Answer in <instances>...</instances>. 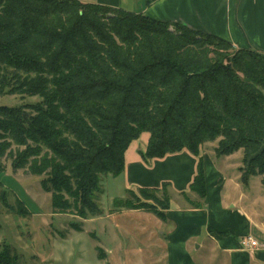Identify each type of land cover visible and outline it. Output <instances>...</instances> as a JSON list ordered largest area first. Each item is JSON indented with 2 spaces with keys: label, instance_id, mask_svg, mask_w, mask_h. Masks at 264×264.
Wrapping results in <instances>:
<instances>
[{
  "label": "trees",
  "instance_id": "trees-1",
  "mask_svg": "<svg viewBox=\"0 0 264 264\" xmlns=\"http://www.w3.org/2000/svg\"><path fill=\"white\" fill-rule=\"evenodd\" d=\"M228 49L216 36L106 5L0 0V88L40 98L0 105V160L43 175L51 207L81 218L101 212L99 175L118 176L143 132L145 160L183 149L197 156L220 138L217 155L242 150L246 183L264 174V54ZM168 186L138 188L144 203L127 190L134 199L113 206L164 220ZM189 190L205 195L200 159ZM0 264H19L10 244L0 246Z\"/></svg>",
  "mask_w": 264,
  "mask_h": 264
},
{
  "label": "crops",
  "instance_id": "crops-1",
  "mask_svg": "<svg viewBox=\"0 0 264 264\" xmlns=\"http://www.w3.org/2000/svg\"><path fill=\"white\" fill-rule=\"evenodd\" d=\"M77 1L179 23L223 39L234 48L264 54V0ZM148 137L143 132L131 141L118 176L124 191L169 184V204L162 210L165 219H160L163 229L158 233L163 250L153 264H264L263 176L241 181L233 160L241 149L217 155L210 148L200 147L197 156L183 149L145 160L141 153ZM199 159L205 178L203 198L189 190ZM245 235L253 237L258 246L242 248L239 240Z\"/></svg>",
  "mask_w": 264,
  "mask_h": 264
},
{
  "label": "rangeland",
  "instance_id": "rangeland-1",
  "mask_svg": "<svg viewBox=\"0 0 264 264\" xmlns=\"http://www.w3.org/2000/svg\"><path fill=\"white\" fill-rule=\"evenodd\" d=\"M234 49L226 50L229 57ZM2 89L0 105L40 100L38 96L11 92L8 87ZM219 141L204 142L200 147L215 152ZM242 155L240 150L233 157L240 176L246 172ZM0 164V246L10 244L19 264H153L160 259L164 242L158 233L163 229L162 221L152 212L113 206L114 199H134L123 190L120 176L99 175L94 199L101 212L81 218L51 207L50 194L40 186L43 175H32L26 167L12 168L7 155ZM257 175L263 176V184L264 174L256 172L246 177L248 180ZM131 191L140 202L145 201L138 188ZM146 202L160 209L161 203Z\"/></svg>",
  "mask_w": 264,
  "mask_h": 264
},
{
  "label": "built area",
  "instance_id": "built-area-1",
  "mask_svg": "<svg viewBox=\"0 0 264 264\" xmlns=\"http://www.w3.org/2000/svg\"><path fill=\"white\" fill-rule=\"evenodd\" d=\"M239 241H240L242 248L247 249V250H251L258 246V242L250 235L242 236Z\"/></svg>",
  "mask_w": 264,
  "mask_h": 264
}]
</instances>
